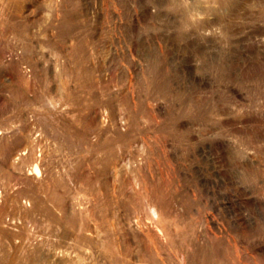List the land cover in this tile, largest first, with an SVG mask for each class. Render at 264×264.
<instances>
[{
  "label": "rangeland",
  "instance_id": "obj_1",
  "mask_svg": "<svg viewBox=\"0 0 264 264\" xmlns=\"http://www.w3.org/2000/svg\"><path fill=\"white\" fill-rule=\"evenodd\" d=\"M0 264H264V0H0Z\"/></svg>",
  "mask_w": 264,
  "mask_h": 264
}]
</instances>
